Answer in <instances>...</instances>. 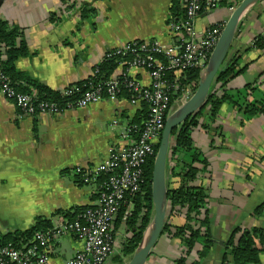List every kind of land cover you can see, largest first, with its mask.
<instances>
[{"label": "crops", "instance_id": "crops-1", "mask_svg": "<svg viewBox=\"0 0 264 264\" xmlns=\"http://www.w3.org/2000/svg\"><path fill=\"white\" fill-rule=\"evenodd\" d=\"M71 1L78 5L70 7ZM176 1L185 8L186 0H0V18L21 28L29 48V55L15 61L16 69L62 91L93 75L105 53L127 41L177 43L178 36L168 28ZM79 3H88L96 13L83 19ZM228 6L225 2L201 12L194 23L195 38L211 26L226 23L232 13ZM263 30L264 0H259L242 13L228 52L229 63L236 62L242 72L226 85L217 84V94L225 91L235 103L224 102L215 117L210 104L197 115L193 145L202 152L207 166L198 173L195 184L208 191L215 243L202 259L197 253L199 244L184 264L197 260L199 264H220L235 228H264V214L254 213L264 203V113L249 116L236 103L242 95L249 103L264 99V46L253 43ZM3 59L5 54H0ZM124 69L120 64L111 77ZM130 74L143 86L152 81L142 67L130 68ZM248 84L255 88H247ZM142 110V104L119 96L57 114L20 116L15 103L0 91V235L29 229L38 216L56 226L66 220L58 210L98 204L102 180L80 184L74 168L97 164L109 154L111 144L125 143L121 132L144 120ZM180 158L191 160L188 154ZM168 180L169 187L180 184L178 176L168 175ZM117 220L118 215L113 227L114 250L105 264L126 263L132 256H125L123 249L137 228H130L126 217ZM185 222V211L175 210L168 200L167 224L175 227ZM82 245L72 233L55 235L50 239L49 264H68ZM185 252L182 240L164 230L145 264H177ZM260 259L264 264V252Z\"/></svg>", "mask_w": 264, "mask_h": 264}, {"label": "built area", "instance_id": "built-area-1", "mask_svg": "<svg viewBox=\"0 0 264 264\" xmlns=\"http://www.w3.org/2000/svg\"><path fill=\"white\" fill-rule=\"evenodd\" d=\"M223 0H186L184 17H171L168 21L170 31L178 36L177 43L163 45L158 39H134L115 48L117 53H130L132 59L125 61L128 67L117 77L101 83H90L74 101L62 105L57 101L37 98L35 93L20 91L14 81L2 68L0 60V91L12 100L20 116L41 113H61L65 109L84 107L104 99H116L123 87L129 91L133 104L147 105L146 118L140 123L130 124L122 134L123 144H112L109 154L101 162L77 166L74 173L82 183H92L101 179L98 204L82 211L74 221L66 220L47 231H39L22 246L13 242L0 245V264H49L51 256L50 239L53 234L72 233L83 242L68 261V264H104L113 252V227L119 209L125 204L131 210L130 198L138 194L146 180V167L151 157L156 155L155 148L165 127L166 118L172 109L173 98L179 84L169 78L171 72H182L191 68L203 70L219 40L225 23L206 29L200 38H195V19L201 12L211 11L221 6ZM230 9L235 8L236 0H224ZM262 39L264 30L253 43ZM108 50L107 55H110ZM1 54V46H0ZM145 68L151 83L143 86L138 78L130 74V68ZM120 76H124L121 79ZM188 84L185 97L189 98L196 89ZM74 88V87H73ZM72 87L62 89L64 95L74 93ZM184 95L176 99V103Z\"/></svg>", "mask_w": 264, "mask_h": 264}, {"label": "trees", "instance_id": "trees-1", "mask_svg": "<svg viewBox=\"0 0 264 264\" xmlns=\"http://www.w3.org/2000/svg\"><path fill=\"white\" fill-rule=\"evenodd\" d=\"M71 2L72 5L70 7H72L73 4L75 5V1ZM224 3L223 0L222 4ZM79 4H81L80 14L83 19L96 13V10L90 7L88 3ZM77 5L78 4L75 6ZM172 12V17L180 19L184 17L185 8L180 7L179 2L176 1L172 6ZM255 45L264 46V41L259 39ZM0 46L1 55L5 54V59L1 61L3 71L11 77L20 91L35 93L39 99L57 101L62 105H66L67 102H72L77 99L81 93L89 87L90 83H101L102 85H105V81L111 78L118 66L125 61L131 60L133 57L130 53L123 54L117 53L115 50H110L111 54L104 56V58L94 67L95 72L93 75L70 84V87H74V93L71 95H64L62 91L53 90L46 84L32 78L29 74L16 69L15 61L19 57L29 55V48L23 38L21 28L1 18ZM124 67H128V63H125ZM200 72L201 69L196 67L182 72H171L169 78L179 84V90L177 92L178 96H180V93L188 84L194 83L193 88H197L200 79ZM241 72L242 69H237L236 62L229 63L226 69L218 75V79L211 89L212 93L208 98L207 103L198 114L210 104L211 116L215 117L224 102L231 101L235 103L233 97L228 95V93L224 91V93L219 96L216 89L218 83L222 82L223 85H226L232 78L236 77ZM120 77L121 79H124V76ZM247 88L254 89L255 86L253 84H248ZM119 96H126L129 98L130 94L128 89L123 87ZM236 103L249 116L264 113V99L249 103L242 95L240 100ZM142 107L143 110L141 111V116L142 119H145L148 108L145 103H142ZM137 123L140 124L141 121ZM198 124L199 121L197 116H195L191 119H187L182 125L173 130L172 136L174 140H176V144L172 146L171 155L167 163V172L169 176L174 178L175 176H178L180 178L179 185L169 187L168 200H170L172 207L175 210H184L186 217V222L182 226L171 227L167 224V221L165 225V230H167L170 235L179 237L186 247L185 255L177 260V264H184L186 262V256L194 250H197L199 244H201L200 249L197 251L199 258L202 259L206 257L215 243L211 231L208 191L203 185L195 184L198 173L201 170H204L207 166V161L202 152L193 145L192 130L195 126H198ZM160 140L161 138L156 144V153L160 146ZM181 154H188L191 157V160L185 161L181 159ZM155 156L151 157L148 161L146 167V180L141 191L133 198H130V201L134 204L133 209L129 211L126 209L125 205H122L118 212L117 221L126 217L128 226L130 228H137L136 231L133 232L131 238L125 243L123 249L125 256L132 255L139 247L143 241L144 233L151 222L153 214L151 184ZM174 161L176 163L172 166L170 162L174 163ZM76 177L80 183L79 175L76 174ZM88 207L90 206H75L72 209H60L57 213L64 215L66 219L69 218L70 220H75L77 216ZM254 213L257 216H262L264 214V203L259 205ZM51 228H53V224L50 219L38 216L36 223L31 228L26 230H16L14 232L0 235V245L13 242L16 246H22L24 243H29L37 232L47 231ZM263 252V227H254L251 229H240L237 227L233 230L231 236L226 242L225 252L220 264H230L231 262L234 264H262L260 255ZM121 264H124L123 260H121ZM194 264H199V260L195 261Z\"/></svg>", "mask_w": 264, "mask_h": 264}, {"label": "water", "instance_id": "water-1", "mask_svg": "<svg viewBox=\"0 0 264 264\" xmlns=\"http://www.w3.org/2000/svg\"><path fill=\"white\" fill-rule=\"evenodd\" d=\"M259 0H241L226 21L219 40L211 54L208 65L201 70L200 79L195 92L189 98L183 97L181 105L175 112L170 110L161 136L160 146L154 160L152 173V201L153 214L151 222L144 234L143 241L125 264H145L153 247L165 230L168 213L169 180L167 163L171 155L172 146L176 144L172 133L187 119L197 116L205 106L216 84L218 75L229 64L228 52L232 40L237 32L242 13L253 3ZM148 235H147V231Z\"/></svg>", "mask_w": 264, "mask_h": 264}, {"label": "rangeland", "instance_id": "rangeland-1", "mask_svg": "<svg viewBox=\"0 0 264 264\" xmlns=\"http://www.w3.org/2000/svg\"><path fill=\"white\" fill-rule=\"evenodd\" d=\"M238 4H235V7L237 6ZM229 7V6H228ZM231 11H233L232 9H230ZM198 83H199V81H198ZM193 84L194 83H192V84H190L189 86H188V88L187 89H189V87H191V88H193ZM186 92H187V90L186 91H182L180 94H182V95H184V97H185V95H186ZM178 97H180V96H178L177 94L175 95V99H173V105H172V109H173V111L172 112H175L176 110H177V108L181 105L180 104V100H178L177 101V103H176V99L178 98ZM181 98H183V96L181 97ZM143 121V120H142ZM141 121V122H142ZM136 124H138V123H136ZM126 129H127V127L121 132L122 134L126 131ZM113 144H117V143H113ZM112 145V144H111ZM128 262V261H127ZM125 264V263H124Z\"/></svg>", "mask_w": 264, "mask_h": 264}, {"label": "bare ground", "instance_id": "bare-ground-1", "mask_svg": "<svg viewBox=\"0 0 264 264\" xmlns=\"http://www.w3.org/2000/svg\"><path fill=\"white\" fill-rule=\"evenodd\" d=\"M236 8V7H235ZM225 26V25H224ZM224 28V27H223ZM108 52V51H107ZM107 52L105 53V56L107 55ZM94 72H95V70H94ZM94 74V73H93ZM192 96V95H191ZM173 99H175V97L173 98ZM163 133V132H162ZM133 203V202H132ZM120 210V209H119ZM118 215V214H117ZM117 218V217H116ZM66 220H70L69 218H67ZM66 220H64V221H66ZM70 221H74V220H70ZM167 221V220H166ZM147 230V229H146ZM146 232V231H145ZM148 232H149V230L147 231V235H148ZM145 234V233H144ZM54 236L55 235H57V234H53ZM112 235H113V247H114V244H115V236H114V231H112ZM114 250V249H113ZM113 253V252H112ZM133 255V254H132ZM111 256V255H110ZM110 256L107 258V260L110 258ZM132 257V256H131ZM106 260V261H107ZM106 261L104 262V264L106 263Z\"/></svg>", "mask_w": 264, "mask_h": 264}]
</instances>
